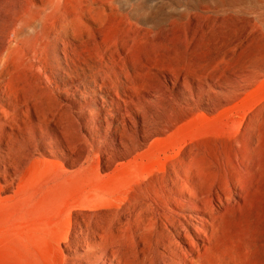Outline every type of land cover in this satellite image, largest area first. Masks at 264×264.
Masks as SVG:
<instances>
[{
    "label": "rangeland",
    "instance_id": "374dc122",
    "mask_svg": "<svg viewBox=\"0 0 264 264\" xmlns=\"http://www.w3.org/2000/svg\"><path fill=\"white\" fill-rule=\"evenodd\" d=\"M19 13L0 33V264H173L182 185L198 205L176 220H211L190 264H264V1L0 0Z\"/></svg>",
    "mask_w": 264,
    "mask_h": 264
},
{
    "label": "bare ground",
    "instance_id": "6f19581e",
    "mask_svg": "<svg viewBox=\"0 0 264 264\" xmlns=\"http://www.w3.org/2000/svg\"><path fill=\"white\" fill-rule=\"evenodd\" d=\"M24 16H25V13H19L14 17H6L5 15L0 14V33L4 30L10 29L11 34L13 35L15 34L16 37L18 38V32L22 30L20 27L21 26L20 21H21V18H23ZM17 38H14V39L12 38L11 43L13 41L18 43ZM0 43L2 44L4 43V39L2 35H0ZM0 82H1V78H0ZM119 133L121 134V139L123 140V132H119ZM146 135H148V133ZM123 145L125 146V144ZM8 154H9V157L13 159L12 147L8 149ZM177 192H178L177 194L180 197H176L174 195L172 203H168L166 206L163 207L164 209L162 211V216H164L167 219L169 225L172 227L173 234L181 237L183 241L186 242L187 245L189 246L188 250L184 249L182 251H178L176 256L170 257V260L172 261L173 264H190V262L192 261V257L190 256L195 254L202 246H205L204 243L209 240L211 220L203 219V222H201L200 224H196V223H192L188 221H185V222L177 221L174 216L175 215L174 208L175 207L184 208L187 203L194 204L197 201L194 195L190 191L185 189L183 185ZM186 197H189L190 199L186 201L185 199ZM198 238L202 240V244L197 243L196 239ZM191 252H192V255L189 254ZM108 260L111 261L112 264H119L117 263V258L114 255L110 257Z\"/></svg>",
    "mask_w": 264,
    "mask_h": 264
}]
</instances>
